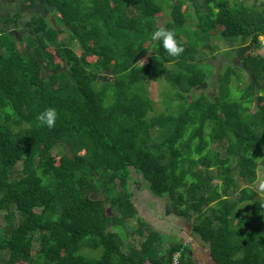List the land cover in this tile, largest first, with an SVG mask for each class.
<instances>
[{
	"label": "trees",
	"instance_id": "trees-1",
	"mask_svg": "<svg viewBox=\"0 0 264 264\" xmlns=\"http://www.w3.org/2000/svg\"><path fill=\"white\" fill-rule=\"evenodd\" d=\"M8 1L42 4L54 24L16 13L21 39L0 27V264H194L141 217V181L216 264H264V197L252 188L264 167V2ZM161 27L179 56L151 39ZM224 42L249 79L228 65L217 96L190 98ZM153 79L168 84L167 112H155ZM48 107L51 128L37 119Z\"/></svg>",
	"mask_w": 264,
	"mask_h": 264
},
{
	"label": "rangeland",
	"instance_id": "rangeland-1",
	"mask_svg": "<svg viewBox=\"0 0 264 264\" xmlns=\"http://www.w3.org/2000/svg\"><path fill=\"white\" fill-rule=\"evenodd\" d=\"M202 1V0H201ZM234 1V0H231ZM254 0H248V3L251 4ZM259 2H264V0H257ZM171 10H167L169 14ZM20 13L22 15H30V14H42L46 18L54 24L53 15L48 13L42 4L38 6H29L23 5L20 1L17 2H9L8 0H0V27H6L16 39H21V35L17 34L12 27L11 23H8V19H10L14 14ZM167 17L159 18L160 25L163 26ZM196 20L192 19L191 27L196 26ZM63 38L67 40L68 35H63ZM264 42V39H261ZM220 41H216L218 43ZM224 48L222 50H218L215 53L214 58H210L209 61L211 63V68L209 67L208 72H212V76L209 82L202 86L198 87L193 90V92L189 95L192 98L194 95L201 96L202 94H207L210 97H215L219 94V78L223 74L224 70L228 65H233L237 68L238 71H241L242 76L249 79V72L243 70L244 67L243 62L239 59V57L235 54H227L230 50L237 48V46L233 47L232 44L228 42H224ZM72 47L79 52L80 47L74 43ZM261 54H264V47L260 50ZM211 56V55H209ZM47 75V73H45ZM236 78L234 77L232 85H236V87H232V96L237 98L239 93H237V85L238 83ZM149 91L153 98V102L155 105V112H167L164 96L167 94L169 88L168 84L163 80L153 79L149 83ZM135 179L141 181V177L134 176ZM136 182V181H135ZM143 184H140V187L137 184H132V190L135 193V201L139 206V213L141 217H143L147 222H149L155 229L164 233L167 236V239H170L171 242L179 241V233L182 234H189L190 227L189 222L185 221L184 219L178 218L177 216L171 214H167V207H168V200L167 198L160 199L152 193L149 192L147 186L144 184V181H141ZM252 188L259 193L261 197H264V167L261 165L258 168V180L252 186ZM97 198H102V195L96 196ZM260 197V198H261ZM133 224H136L133 221Z\"/></svg>",
	"mask_w": 264,
	"mask_h": 264
},
{
	"label": "clouds",
	"instance_id": "clouds-1",
	"mask_svg": "<svg viewBox=\"0 0 264 264\" xmlns=\"http://www.w3.org/2000/svg\"><path fill=\"white\" fill-rule=\"evenodd\" d=\"M153 41H159L163 49L169 56H179L183 51L182 43L177 39L176 33L170 28H158L151 33ZM58 117L57 110L54 107H48L37 116L38 121L51 128L54 127Z\"/></svg>",
	"mask_w": 264,
	"mask_h": 264
},
{
	"label": "crops",
	"instance_id": "crops-1",
	"mask_svg": "<svg viewBox=\"0 0 264 264\" xmlns=\"http://www.w3.org/2000/svg\"><path fill=\"white\" fill-rule=\"evenodd\" d=\"M178 242L188 247V256L194 264H216L211 256L209 245L204 243L199 236L194 235L191 229L189 234L179 233Z\"/></svg>",
	"mask_w": 264,
	"mask_h": 264
},
{
	"label": "built area",
	"instance_id": "built-area-1",
	"mask_svg": "<svg viewBox=\"0 0 264 264\" xmlns=\"http://www.w3.org/2000/svg\"><path fill=\"white\" fill-rule=\"evenodd\" d=\"M179 256H180V255H176V256H175L174 264H179V261H178Z\"/></svg>",
	"mask_w": 264,
	"mask_h": 264
}]
</instances>
